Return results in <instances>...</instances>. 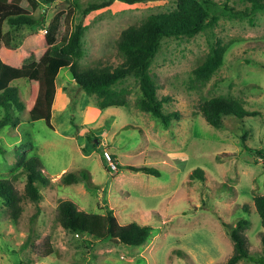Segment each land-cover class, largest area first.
<instances>
[{"label":"rangeland","instance_id":"obj_1","mask_svg":"<svg viewBox=\"0 0 264 264\" xmlns=\"http://www.w3.org/2000/svg\"><path fill=\"white\" fill-rule=\"evenodd\" d=\"M95 1L104 0H55L37 8L27 0L21 4L34 14L44 13L43 25L53 21L62 33L80 19L67 18L68 7L81 9ZM214 2L213 25L189 38L162 39L150 65L158 97H169L163 110L179 113L167 126L136 106L141 90L133 75L116 85L129 89L127 103L102 109L96 93L87 94L70 70L62 68L56 79L53 127L43 119L27 120V112H20L15 124L0 127V178L23 191L22 168L38 156L51 179L41 187L39 202L22 200L16 220L0 204V264H224L234 241L222 221L235 225L241 218L247 220L243 232L249 253L264 255V226L254 202L264 194V10L242 16L235 11H248L249 3ZM175 7L176 0H114L90 11L84 17L80 65L116 64V44L124 28ZM3 29V42L9 46L30 32L14 30L7 22ZM222 43L228 45L222 64L206 83L196 82L193 68L211 46ZM12 84L25 100L27 79ZM217 95L241 100L248 115L225 116L220 127L209 124L198 105ZM88 128L99 137L90 136L96 146L86 135ZM105 147L116 170L109 169ZM140 166L156 167L160 175L132 168ZM196 168L203 169L202 177L192 175ZM81 169L86 179L62 182L63 172ZM63 199L89 212H104L108 206L120 223L137 222L153 230L141 245L74 233L56 218ZM235 264L262 263L243 257Z\"/></svg>","mask_w":264,"mask_h":264},{"label":"trees","instance_id":"obj_2","mask_svg":"<svg viewBox=\"0 0 264 264\" xmlns=\"http://www.w3.org/2000/svg\"><path fill=\"white\" fill-rule=\"evenodd\" d=\"M21 1L0 0V127L8 123L15 124L20 119V112H27V120L43 119L49 127H53L51 120L57 95L56 79L62 68L70 70L75 84L87 94L96 93L97 105L102 109L127 103L129 89L118 88L116 85L133 75L138 79L141 90L136 106L151 113L167 126L171 117H177L179 113H166L163 110V103L169 97L159 98L157 95V86L150 72L152 60L160 48L162 39L192 37L217 20L214 14V0H176L174 9L148 15L121 31L116 44V64L96 61L82 67L79 59L84 53V17L92 10L110 5L114 0L95 1L81 9L76 5L68 7L67 18L71 20L79 15L80 19L75 24L71 23V30L62 33H58L57 25L53 21L46 26V32H40L38 27L45 21L44 13L34 14L24 7ZM54 1L27 0L33 8H37L40 3L51 4ZM126 1L133 3L144 0ZM242 1L249 3L250 7L248 11L236 10L238 15L249 16L255 11L264 10V0ZM5 22L14 30L28 28L30 32L14 46H9L3 42ZM227 48V43L211 46L207 55L192 70L196 82L204 84L211 78L222 64ZM23 78L27 79L29 85L25 100L19 93L20 88L12 84L13 81ZM198 110L209 124L216 127L223 126L225 116L242 119L248 115L241 100L222 95L202 100ZM86 135L93 141V146H96L97 141L90 137L95 135L92 129L88 128ZM95 137L99 138L96 135ZM256 152L262 154L261 150ZM40 164L38 156L31 157L24 164L22 169L25 173V184L21 192L8 180L0 178V204L6 207L14 220L19 218L23 210V199L39 202L43 198L41 187L51 184V179ZM118 167L121 165L118 164ZM132 168L160 175L156 167ZM192 175L202 177L203 169H194ZM81 178H87L84 169L65 171L61 176L64 183L77 182ZM254 202L264 226V194L255 196ZM56 218L62 227L74 233L126 245H141L153 230L152 226L137 222L120 223L113 209L108 206L104 212H89L79 208L71 199H63L58 203ZM222 225L234 241L233 253L224 264H235L243 257L264 264V255L255 258L249 253L243 232L247 225L245 218L239 219L235 225L222 221ZM262 236L264 243V234ZM51 253L50 249L46 254Z\"/></svg>","mask_w":264,"mask_h":264},{"label":"built area","instance_id":"obj_3","mask_svg":"<svg viewBox=\"0 0 264 264\" xmlns=\"http://www.w3.org/2000/svg\"><path fill=\"white\" fill-rule=\"evenodd\" d=\"M41 31H42V32H46V31H47V28L43 26L42 29H41ZM103 153H104V158H105V160H106L107 163L109 164V168L112 169V170H116V168H117V164L114 163V162L112 161L111 154H110V150H108V149L105 147Z\"/></svg>","mask_w":264,"mask_h":264},{"label":"clouds","instance_id":"obj_4","mask_svg":"<svg viewBox=\"0 0 264 264\" xmlns=\"http://www.w3.org/2000/svg\"><path fill=\"white\" fill-rule=\"evenodd\" d=\"M43 26L46 27L45 25H43ZM43 26H42V27H43ZM42 27H41V29H42ZM46 28H47V27H46ZM41 32H42V31H41ZM109 169H110V168H109Z\"/></svg>","mask_w":264,"mask_h":264}]
</instances>
